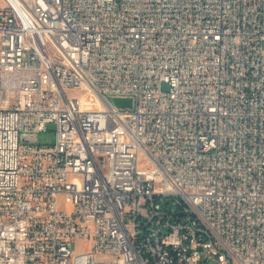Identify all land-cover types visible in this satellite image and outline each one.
<instances>
[{"label": "built area", "instance_id": "obj_1", "mask_svg": "<svg viewBox=\"0 0 264 264\" xmlns=\"http://www.w3.org/2000/svg\"><path fill=\"white\" fill-rule=\"evenodd\" d=\"M0 264H264V0H0Z\"/></svg>", "mask_w": 264, "mask_h": 264}, {"label": "rangeland", "instance_id": "obj_2", "mask_svg": "<svg viewBox=\"0 0 264 264\" xmlns=\"http://www.w3.org/2000/svg\"><path fill=\"white\" fill-rule=\"evenodd\" d=\"M164 89L167 90L168 89V86L165 85ZM69 95H80V92H77V91H69ZM54 135H55V126L54 125H50L48 132L42 133L40 135V142L42 144H46L48 141H51V140L53 141ZM86 247H88V246H86ZM77 248L79 250H82L83 249V245L79 243L78 246H77Z\"/></svg>", "mask_w": 264, "mask_h": 264}, {"label": "water", "instance_id": "obj_3", "mask_svg": "<svg viewBox=\"0 0 264 264\" xmlns=\"http://www.w3.org/2000/svg\"><path fill=\"white\" fill-rule=\"evenodd\" d=\"M113 102L121 108H131L132 107V100L127 98H113Z\"/></svg>", "mask_w": 264, "mask_h": 264}]
</instances>
